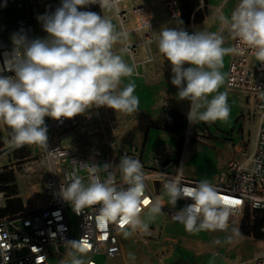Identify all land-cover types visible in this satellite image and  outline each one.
<instances>
[{
	"label": "clouds",
	"instance_id": "9594fccd",
	"mask_svg": "<svg viewBox=\"0 0 264 264\" xmlns=\"http://www.w3.org/2000/svg\"><path fill=\"white\" fill-rule=\"evenodd\" d=\"M120 2L62 0L53 13L38 17L48 34L46 38L29 40L23 33L12 35L13 49L7 66L14 76L0 75V124L11 129L15 146L35 144L47 149L45 117L56 121L72 119L102 106L127 114L139 110L134 82L118 90L123 77L136 74V65L127 64L113 51L117 42L127 40L128 33L117 32L106 16L79 10L99 4L102 10L118 13ZM219 19L238 41L236 47H223L224 37L216 32L189 34L182 28L164 27L153 33L159 53L172 66L171 83L177 88L178 97L190 101L187 118L191 123L228 120V93L218 91L225 80L221 72L225 55L251 49L256 60L264 64V0H239L230 18ZM145 27L150 28L148 21ZM120 51L126 52L127 48ZM112 168L120 172L126 188L116 185ZM101 170L108 173L106 180L99 179ZM89 171L87 185L83 177L73 172L65 175L60 186V195L78 215L83 209L98 205V219L119 220L129 228L125 236H131L137 229L148 227L140 219L142 205L151 203L152 218L162 211L160 197L154 202L145 197L146 175L141 162L133 156L124 155L119 164L105 163L102 169L101 165H92ZM163 188L173 207L181 198L193 201L176 213V219L188 232L228 230L229 210L208 180L189 188L176 178L166 181ZM66 244L74 249L68 253L69 264H94L83 258L87 245L78 241Z\"/></svg>",
	"mask_w": 264,
	"mask_h": 264
},
{
	"label": "built area",
	"instance_id": "2783aa9c",
	"mask_svg": "<svg viewBox=\"0 0 264 264\" xmlns=\"http://www.w3.org/2000/svg\"><path fill=\"white\" fill-rule=\"evenodd\" d=\"M201 1L204 4V0ZM4 4L0 0V75L14 76L7 66L13 49L12 35L23 33L29 40L38 36L27 7L19 15L6 17L3 12ZM97 8H101L99 4H89L81 9L93 11ZM114 13L121 31H138L144 42H150L154 39L153 30L157 24L170 20L181 22V2L121 0L119 12L114 10ZM147 21L150 28L145 27ZM195 24L190 23L193 31ZM237 44L238 41L232 38L231 47H236ZM125 47L132 58L141 53L137 42L127 39ZM240 47L246 49L244 45ZM150 60L147 57L142 62ZM225 91L246 96L248 105L238 116V130L245 123L257 124L252 147L247 142L242 144L239 152L227 162V179L216 183L209 181L229 210L227 231L235 232L248 210L252 218L254 211L264 210V64L256 60L251 49L230 53ZM45 124L48 129V148L28 145L32 147L33 153L39 152L42 157L45 170L43 199L40 203L31 200L25 203L22 210L0 216V264H56L70 249L66 243L73 241V221L77 225V237L74 241L88 246L83 257L85 260L91 259L94 264H106L104 259L122 254L120 236L129 229L128 226H122L119 220L104 222L98 219V205L85 208L78 215L60 195L65 175L76 172L84 178L87 185L92 165H101L102 169L105 163L113 166L119 164L124 155L133 156L143 165L146 175L144 195L153 202L156 197L161 198L165 193L163 185L168 180L179 178L181 185L189 188L203 181L185 175L182 171V159H173L164 147L155 150L146 160L137 146L120 143L117 133L118 116L110 108L93 107L86 114L61 121L45 117ZM13 148L17 146L14 145ZM110 171L114 173L116 185L126 188L120 172L115 168ZM98 176L103 181L107 179L108 173L101 170ZM5 196L6 192L0 188V206L5 203ZM161 199L164 204L161 212L169 220L176 222H180L176 219V213L193 202L190 198H181L173 207L168 203L169 199ZM179 202L181 207H178ZM141 207L140 216L149 211L151 203ZM261 231L264 232V227ZM100 256L104 259H98ZM241 264H264V253Z\"/></svg>",
	"mask_w": 264,
	"mask_h": 264
},
{
	"label": "crops",
	"instance_id": "0c3cea01",
	"mask_svg": "<svg viewBox=\"0 0 264 264\" xmlns=\"http://www.w3.org/2000/svg\"><path fill=\"white\" fill-rule=\"evenodd\" d=\"M209 6H212L221 16L226 17V11L223 9V4L228 2H239V0H207ZM236 4V6H237ZM205 5V3H204ZM207 5V4H206ZM205 5V6H206ZM101 9V8H97ZM101 17L111 16L112 19L116 21L119 28L118 31H121V27L118 23V20L115 16L114 10H98L96 12ZM216 17H218L216 15ZM32 21V20H31ZM175 20H170L168 22L159 23L155 26L157 31H161L162 27H170L173 25ZM34 24V21H32ZM198 24H195L194 28H197ZM36 35L37 32L41 36L39 31V25L35 22L34 24ZM154 28V29H155ZM228 27L221 28L220 26H203L199 31L205 32H216L224 37L223 47H231L232 36L230 32H227ZM37 29V30H36ZM197 31V30H196ZM192 30V33L196 32ZM156 31L153 30V33ZM38 36V35H37ZM39 38V37H38ZM133 42L139 44L141 53L138 57L132 58L128 51L121 52L122 48H125L126 41L123 43L117 42L113 51L117 54H120L123 60L129 64L136 65V74L131 77H123L121 84L119 85L118 90H122L130 81L134 82L136 85L134 95L138 96L140 104L139 110L136 113L127 114L122 112H116L114 109L110 110L118 116V140L120 143L131 146H137L143 154V157L148 160L150 156L155 152V150L163 147L162 140L168 139L169 137L177 138L174 133L169 131H162L159 129H150L148 131V126L152 120L158 117L162 106L166 101L168 94V82L164 75L165 70V57L161 55L158 51L156 37L150 42H144L142 34L138 31L128 32V38ZM147 57H150V61H145ZM230 54H227L223 58L224 66L221 69V72L225 76L223 85L219 88L218 91L224 92L225 81L228 69ZM138 60H141L140 63L136 64ZM234 98V105H230V115L227 121H209V127L218 128L222 131H230L231 137L234 139L237 136L243 138L245 135L248 137L250 130L253 131L254 137L253 142L248 143L247 140L244 143H248L252 147L255 141L256 134V122L245 123L243 128L238 130V116L247 108L246 96L238 92H229ZM211 99V96H209ZM232 130V131H231ZM242 130V133H241ZM220 132V131H219ZM222 134V132H220ZM157 140V141H156ZM219 141V139H216ZM191 140L185 142L186 146ZM243 143V144H244ZM242 145V144H241ZM235 144L232 146L231 155L225 152L224 149L218 147H212L211 152H213V159L211 163L213 165L224 166L227 162L239 152L240 146ZM216 149V151H214ZM185 156H182V171L185 175L201 180L214 181V175H210L208 172H203L201 175L193 174L191 172H186L185 170ZM140 219L148 225L147 229L143 228L137 229L131 236H125L123 232L120 236L122 248L125 243L126 264H145L149 259V256L144 251V243L138 238L145 240L146 235L148 237L154 238L151 239V245L159 246L158 249L161 251H166L168 248L174 249L178 247L181 252L177 254L178 256H158L159 262L163 264H241L250 260H253L257 255L264 253V239H256L252 236L241 235L240 233H228V235H234V240L230 243L227 249L239 248L241 256H215L213 254L215 247L211 246L210 239L216 237H224L227 232L223 231H211V230H201L199 232H188L184 224L181 222L170 221L168 227L167 224L162 225L160 222L154 220L150 221V214L147 212L140 216ZM166 222L169 220H165ZM129 230V229H128ZM126 230V231H128ZM124 235L125 237H122ZM157 235V236H155ZM139 236V237H138ZM158 239L159 244H158ZM157 244V245H156ZM238 254V253H237ZM172 255V254H171ZM168 262V263H167Z\"/></svg>",
	"mask_w": 264,
	"mask_h": 264
},
{
	"label": "rangeland",
	"instance_id": "374dc122",
	"mask_svg": "<svg viewBox=\"0 0 264 264\" xmlns=\"http://www.w3.org/2000/svg\"><path fill=\"white\" fill-rule=\"evenodd\" d=\"M5 2L3 7V12L6 17H11L14 15H19L26 7L29 9L30 19L39 25V31L41 32V36L37 35L40 39L46 38L47 33L43 30L42 22L38 20V17L43 16L45 14L53 13L56 8L61 6L62 0H3ZM201 6L204 9V20L200 23H196L197 28L201 29L203 26H220V14L216 9L212 6H209L208 2H204L205 5L200 0ZM237 2H228L227 4H223V9L226 11V17H231L232 11L235 9ZM81 9V8H80ZM79 9V10H80ZM101 9H95L91 12H97ZM216 15L218 17H216ZM111 22L116 27L118 31V24L114 19L109 16ZM158 26H162L159 25ZM182 28L187 31L189 34H192V26L187 24L181 20V22H175L170 28ZM221 23V28H224ZM157 28V27H156ZM154 29L156 32L159 31ZM163 28V27H162ZM194 28V30L199 31V29ZM120 29V28H119ZM37 30V29H36ZM227 32L229 29L227 28ZM214 95V94H213ZM228 104L229 106L234 105V98L231 93H228ZM209 122L202 121H194L193 123L187 122L186 126L180 130L178 133H174L173 135L177 138L169 137L168 139L162 140V144H164V148H166L170 152V156L173 159H182V156H185V170L186 172H191L193 174L201 175L203 172H208L210 175H214V183L220 180H226L227 174L225 172V166L213 165L214 163L210 162L213 159V152H211L212 147H218L224 149L226 153L231 155L232 146L235 144H243L246 140L248 143L253 142L254 133L250 130L248 137L244 135L243 138L240 136L235 137L234 139L230 135V131H222L218 130V128L209 127ZM222 132V134L220 132ZM232 131V130H231ZM242 133V130H241ZM184 137V146L180 154H178V143L179 138ZM216 139H219L217 141ZM187 140H191L186 146L185 142ZM157 141V140H156ZM211 145V146H209ZM14 144L11 142V129L8 128L4 124H0V154L2 156V163L0 164V183L2 190L6 192L5 203L0 206V209L6 208L10 200H19L24 206L25 203H28L31 200H36L37 202H41L43 199V184L45 182V170L42 163V157L39 152L33 153L32 147L28 145H23L17 148H13ZM216 151V149H214ZM6 174L12 175V179L8 182L2 180V176ZM161 198L169 199L166 193H164ZM178 207H181V203H178ZM149 211L147 212V214ZM246 214V213H245ZM244 214V216H245ZM250 216H252L249 211ZM243 216V218H244ZM254 216V214H253ZM151 217V216H150ZM242 218V221H243ZM251 219H253L251 217ZM75 220V219H73ZM156 220L160 222L162 225L167 224L168 227L170 221L168 217L160 212L155 215L154 218L151 217L152 222ZM169 220V221H165ZM242 221L240 227L238 228L236 233H240V228L242 226ZM176 222V221H174ZM220 231V230H219ZM227 232L224 237H216L210 239L211 246L215 247L213 254L215 256H241L240 249L235 247L232 249H227L230 243L234 240V235H228V233H234L232 231H223ZM241 234V233H240ZM243 235V234H241ZM157 236V235H155ZM248 236V235H245ZM77 237V225L76 221H73V241ZM122 237H125L122 235ZM139 237V236H138ZM255 238L254 236H252ZM144 243V251L149 256V259L145 264H162L158 260V256H178L181 250L176 247L174 249L168 248L166 251H161L158 247L151 245L152 237H148L146 235L145 240L138 238ZM155 240H158L155 238ZM219 240L221 243L216 244L215 241ZM159 244V240L157 241ZM157 245V244H156ZM73 251L71 248L68 250V253ZM66 256L59 258L56 261V264H69L70 257ZM238 253V254H237ZM172 254V255H171ZM124 256H126L125 243L123 245L122 254L115 258H110L105 260L101 256L98 259H104L106 264H126V260H124ZM168 263V262H167ZM163 264H165L163 262ZM169 264V263H168Z\"/></svg>",
	"mask_w": 264,
	"mask_h": 264
},
{
	"label": "trees",
	"instance_id": "16d2710c",
	"mask_svg": "<svg viewBox=\"0 0 264 264\" xmlns=\"http://www.w3.org/2000/svg\"><path fill=\"white\" fill-rule=\"evenodd\" d=\"M207 0H204L206 2ZM181 2V20L187 24L191 22L200 23L204 20V9L201 6L200 0H180ZM171 64L165 58L164 75L168 82V94L166 101L162 106L158 117L151 121L148 126L150 129H159L178 133L182 130L187 122V113L190 108V101L187 99L181 100L177 95V88L172 85L171 77L173 75ZM184 146V137L179 138L178 154L181 153ZM3 181H10L12 175L6 174L1 177ZM23 209V205L19 200H10L6 208L0 209V216L16 213ZM254 218L251 219L249 210L246 212L240 233L243 235L254 236L256 239H264V232L261 229L264 227V210L254 211Z\"/></svg>",
	"mask_w": 264,
	"mask_h": 264
},
{
	"label": "bare ground",
	"instance_id": "6f19581e",
	"mask_svg": "<svg viewBox=\"0 0 264 264\" xmlns=\"http://www.w3.org/2000/svg\"><path fill=\"white\" fill-rule=\"evenodd\" d=\"M81 11H83L82 9H80Z\"/></svg>",
	"mask_w": 264,
	"mask_h": 264
},
{
	"label": "snow or ice",
	"instance_id": "6c2138e0",
	"mask_svg": "<svg viewBox=\"0 0 264 264\" xmlns=\"http://www.w3.org/2000/svg\"><path fill=\"white\" fill-rule=\"evenodd\" d=\"M237 203H238V201H237Z\"/></svg>",
	"mask_w": 264,
	"mask_h": 264
}]
</instances>
